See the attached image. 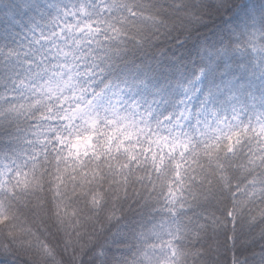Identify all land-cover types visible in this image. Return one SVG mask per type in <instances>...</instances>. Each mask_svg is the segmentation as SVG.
<instances>
[{
  "label": "clouds",
  "instance_id": "1",
  "mask_svg": "<svg viewBox=\"0 0 264 264\" xmlns=\"http://www.w3.org/2000/svg\"><path fill=\"white\" fill-rule=\"evenodd\" d=\"M0 264H264V0H0Z\"/></svg>",
  "mask_w": 264,
  "mask_h": 264
}]
</instances>
